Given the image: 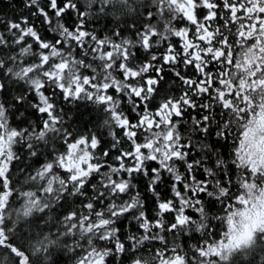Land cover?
I'll return each mask as SVG.
<instances>
[{
	"label": "snow or ice",
	"instance_id": "snow-or-ice-1",
	"mask_svg": "<svg viewBox=\"0 0 264 264\" xmlns=\"http://www.w3.org/2000/svg\"><path fill=\"white\" fill-rule=\"evenodd\" d=\"M0 264H264V0H8Z\"/></svg>",
	"mask_w": 264,
	"mask_h": 264
},
{
	"label": "trees",
	"instance_id": "trees-1",
	"mask_svg": "<svg viewBox=\"0 0 264 264\" xmlns=\"http://www.w3.org/2000/svg\"><path fill=\"white\" fill-rule=\"evenodd\" d=\"M8 3V0H0V9H2L3 13H6L7 16H12L13 14L19 15L18 12L14 13L13 8L11 7H5V5Z\"/></svg>",
	"mask_w": 264,
	"mask_h": 264
}]
</instances>
